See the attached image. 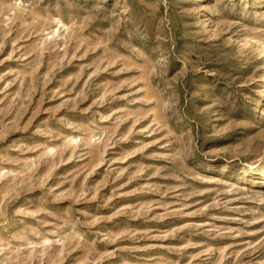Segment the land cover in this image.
I'll use <instances>...</instances> for the list:
<instances>
[{"label": "rangeland", "instance_id": "374dc122", "mask_svg": "<svg viewBox=\"0 0 264 264\" xmlns=\"http://www.w3.org/2000/svg\"><path fill=\"white\" fill-rule=\"evenodd\" d=\"M0 264H264V0H0Z\"/></svg>", "mask_w": 264, "mask_h": 264}, {"label": "bare ground", "instance_id": "6f19581e", "mask_svg": "<svg viewBox=\"0 0 264 264\" xmlns=\"http://www.w3.org/2000/svg\"><path fill=\"white\" fill-rule=\"evenodd\" d=\"M257 170V169H256Z\"/></svg>", "mask_w": 264, "mask_h": 264}]
</instances>
